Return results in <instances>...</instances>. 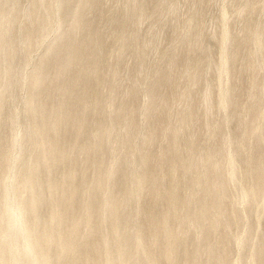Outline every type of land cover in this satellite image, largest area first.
I'll use <instances>...</instances> for the list:
<instances>
[{
	"label": "bare ground",
	"instance_id": "bare-ground-1",
	"mask_svg": "<svg viewBox=\"0 0 264 264\" xmlns=\"http://www.w3.org/2000/svg\"><path fill=\"white\" fill-rule=\"evenodd\" d=\"M0 264H264V0H0Z\"/></svg>",
	"mask_w": 264,
	"mask_h": 264
}]
</instances>
